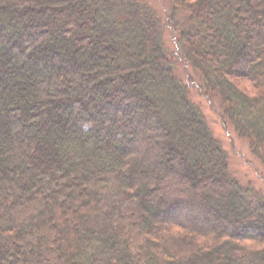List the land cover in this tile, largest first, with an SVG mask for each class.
<instances>
[{
    "label": "trees",
    "instance_id": "trees-1",
    "mask_svg": "<svg viewBox=\"0 0 264 264\" xmlns=\"http://www.w3.org/2000/svg\"><path fill=\"white\" fill-rule=\"evenodd\" d=\"M172 9L264 167V0ZM164 27L142 0H0V264H264V196L229 172Z\"/></svg>",
    "mask_w": 264,
    "mask_h": 264
},
{
    "label": "rangeland",
    "instance_id": "rangeland-1",
    "mask_svg": "<svg viewBox=\"0 0 264 264\" xmlns=\"http://www.w3.org/2000/svg\"><path fill=\"white\" fill-rule=\"evenodd\" d=\"M142 1L152 7L164 23L163 39L174 73L184 83L190 84L191 99L201 107L213 135L227 153L229 172L240 184L251 185L264 196V167L255 158L249 140L237 133L224 115L225 106L220 98L203 89L204 83L201 77L184 58L182 48L177 41V33L173 28V21L180 22L183 15L177 14L173 17L172 0ZM238 83L246 89L252 88L251 83L246 80L238 81Z\"/></svg>",
    "mask_w": 264,
    "mask_h": 264
}]
</instances>
